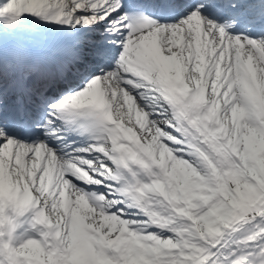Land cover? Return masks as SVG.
I'll list each match as a JSON object with an SVG mask.
<instances>
[{
  "label": "snow or ice",
  "instance_id": "obj_1",
  "mask_svg": "<svg viewBox=\"0 0 264 264\" xmlns=\"http://www.w3.org/2000/svg\"><path fill=\"white\" fill-rule=\"evenodd\" d=\"M0 264H264V0H0Z\"/></svg>",
  "mask_w": 264,
  "mask_h": 264
}]
</instances>
